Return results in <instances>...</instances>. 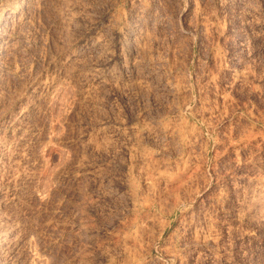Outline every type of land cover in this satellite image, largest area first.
Here are the masks:
<instances>
[{
  "label": "rangeland",
  "instance_id": "1",
  "mask_svg": "<svg viewBox=\"0 0 264 264\" xmlns=\"http://www.w3.org/2000/svg\"><path fill=\"white\" fill-rule=\"evenodd\" d=\"M0 264H264V0H0Z\"/></svg>",
  "mask_w": 264,
  "mask_h": 264
},
{
  "label": "bare ground",
  "instance_id": "2",
  "mask_svg": "<svg viewBox=\"0 0 264 264\" xmlns=\"http://www.w3.org/2000/svg\"><path fill=\"white\" fill-rule=\"evenodd\" d=\"M151 1H152V0H151ZM221 1H222V0H221ZM224 2H225V0H224ZM254 2H255V1H254ZM140 3H141V2H140ZM238 4H239V3H238ZM261 4H262V3H261ZM229 5H230V4H229ZM144 6H145V5H144ZM254 6H255V5H254ZM198 8H199V7H198ZM254 8H255V7H254ZM140 9H141V8H140ZM144 9H145V8H144ZM136 10H137V9H136ZM142 10H143V9H142ZM195 10H196V9H195ZM139 11H140V10H139ZM245 11H246V9H245ZM250 13H251V11H250ZM197 14H200V13H197ZM251 14H252V13H251ZM256 14H257V13H256ZM242 15H243V14H242ZM252 15H254V13H253ZM141 16H143V15H141ZM143 17H144V16H143ZM143 17H142V18H143ZM145 18H146V17H145ZM135 19H136V18H135ZM147 19H148V18H147ZM140 20H141V19H140ZM142 20H143V19H142ZM138 21H139V20H138ZM167 21H168V20H167ZM117 22H118V21H117ZM125 22H126V21H125ZM125 22H124V23H125ZM133 22H134V21H133ZM139 22H140V21H139ZM143 22H144V21H143ZM161 22H162V21H161ZM158 24H159V23H158ZM150 26H151V25H150ZM151 27H152V26H151ZM154 27H155V26H153V28H154ZM163 27H164V26H163ZM141 28H142V27H141ZM141 28H140V29H137L134 33H132V34H133V37H134L135 39H141L140 37H142L144 34H145V35L147 34V33H146L147 30H146V32H145V31H144L145 29L142 28L143 30H141ZM120 30H121V29H120ZM128 30H129V29H128ZM153 30H154V29H153ZM153 30H152V31H153ZM128 32H129V31H128ZM149 34H150V33H149ZM145 35H144V36H145ZM147 35H148V34H147ZM147 35H146V36H147ZM150 35H151V34H150ZM144 36L142 37L143 39H144ZM146 36H145V37H146ZM148 37H149V35H148ZM145 39H146V38H145ZM149 39H150V38H149ZM95 40H96V39H95ZM133 40H134V39H133ZM141 40H142V39H141ZM97 41H98V42H97ZM97 41H96L95 44H96L97 47H99V44L101 43V41H100V39H98ZM130 41H131V40H130ZM135 41H136V40H135ZM138 41H139V40H138ZM146 41H147V40H146ZM105 42H106V41H105ZM143 42H144V41H143ZM143 42H142V43H143ZM138 43H140V42H138ZM103 44H104V43H103ZM134 44H135V43H134ZM144 44H145V43H144ZM135 45H137V43H136ZM142 45H143V44H142ZM138 46L140 47V45H137V47H138ZM143 46H144V45H143ZM121 48H123V47H121ZM133 48H134V47H133ZM135 48H136V46H135ZM140 48H141V47H140ZM140 48H138V50H139ZM127 49H128V48H127ZM142 49H143V48H142ZM142 49H141V50H142ZM102 50H103V48H102ZM106 51H107V50H106ZM127 51H128V50H127ZM128 52H129V51H128ZM134 52H135V51H134ZM142 52H143V51H142ZM95 53H96V52H95ZM97 53H99V52H97ZM101 53H102V52H101ZM104 53H105V52H104ZM132 53H133V52H132ZM138 53H139V52H138ZM127 54H128V53H127ZM127 54H126V55H127ZM128 55H129V54H128ZM128 55H127V56H128ZM134 55H135V54H134ZM125 57H126V56H125ZM125 57H124V58H125ZM128 57H129V56H128ZM135 57H136V55H135ZM124 58H123V60H124ZM156 58H157V57H156ZM125 59H126V58H125ZM128 59H129V58H128ZM130 59H132V58H130ZM133 59H134V58H133ZM142 59H143V58H142ZM126 60H127V59H126ZM154 60H155V59H154ZM133 61H134V60H133ZM135 61H136V60H135ZM156 61H157V60H156ZM138 62H139V61H138ZM138 62H137V63H138ZM152 62H153V61H152ZM157 63H158V62H157ZM134 64H135V63H134ZM140 64H141V63H140ZM140 64H139V65H140ZM136 65H137V64H136ZM141 65H142V64H141ZM128 67H129V66H128ZM139 69H140V68H139ZM130 70H131V69H130ZM100 73H101V72H100ZM134 73H135V72H134ZM98 74H99V73H98ZM94 76H95V75H94ZM101 77H102V76H101ZM96 79H97V78H96ZM99 79H100V78H99ZM105 80H106V78H105ZM99 83H100V82H99ZM134 129H135V128H134ZM172 129H173V128H172ZM172 129H171V130H172ZM169 130H170V129H169ZM171 130H170V131H171ZM170 131H169V132H170ZM173 131H174V130H173ZM171 133H172V132H171ZM168 135H169V134H168ZM171 178H172V177H171ZM169 179H170V178H169ZM176 180H177V179H176ZM170 183H171V182H170Z\"/></svg>",
  "mask_w": 264,
  "mask_h": 264
}]
</instances>
